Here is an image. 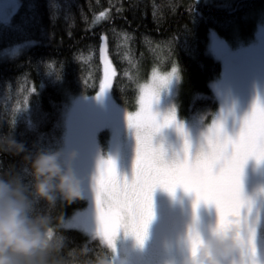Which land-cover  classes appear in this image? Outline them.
<instances>
[{
    "label": "trees",
    "instance_id": "obj_1",
    "mask_svg": "<svg viewBox=\"0 0 264 264\" xmlns=\"http://www.w3.org/2000/svg\"><path fill=\"white\" fill-rule=\"evenodd\" d=\"M262 22L264 0H20L11 20L0 22V54L31 42L16 55H0V174H18L27 184L26 156L59 149L70 98L99 92L101 35L115 68L112 95L127 111L137 109L140 85L153 71L175 66L180 117L202 113L209 121L219 109L211 83L222 72L209 51V30L236 48L250 43ZM108 135L99 134L102 140ZM11 140L22 142L25 152L7 151ZM86 206L81 196L70 203L58 199L50 210L60 217L53 222L54 234L63 238L53 254L59 264H90L113 254L97 237L64 225ZM36 210L47 205L40 201Z\"/></svg>",
    "mask_w": 264,
    "mask_h": 264
},
{
    "label": "rangeland",
    "instance_id": "obj_2",
    "mask_svg": "<svg viewBox=\"0 0 264 264\" xmlns=\"http://www.w3.org/2000/svg\"><path fill=\"white\" fill-rule=\"evenodd\" d=\"M19 6L20 0H0V22H9ZM99 18L103 17L99 15ZM30 43L3 51L0 54L1 58L18 54ZM209 51L222 65L220 77L211 83L219 102V109L209 121L202 113L186 119L180 117L177 105L178 75H174L166 86L161 87L159 99L153 104V111L159 113L161 118L169 111L175 110L177 121L183 124L191 141L193 154L201 143L205 142V134L214 119L223 117L226 131L234 136L239 131L244 115L251 111L253 103L258 98L264 102V22L258 26L250 43L236 48L231 47L214 28H211ZM106 56L115 71L108 55V45ZM103 64L105 67L104 60ZM170 72L153 71L150 78L141 83L139 97L141 87L150 84L154 75L163 76ZM113 78L114 76L112 82ZM111 87L102 94L98 92L93 95L73 96L66 104L62 119L65 134L59 150L76 154L73 167L81 180L82 197L87 200V206L65 220L64 225L83 230L93 237L97 228L94 184L95 177L99 174L100 162L108 158L113 159L118 174L131 178L136 155L135 129L131 128L127 121L129 111L114 99ZM138 108L139 98L135 111ZM102 130L109 133L104 140L99 136ZM183 141L184 137L177 131L175 124L164 127L154 138V143H162L169 155L174 152L182 155ZM242 184L245 195L254 201L255 215L257 213L259 215L257 245L259 259L261 264H264V162L258 163L250 158L244 167ZM194 199L193 193L185 192L181 187H177L174 196L162 188H156L153 193L155 216L149 229L150 227L154 229L157 241L147 244L150 238L148 234L143 247H140L132 236L125 235L121 230L115 241L114 264H166L168 260L165 256L157 257L152 253L157 250L166 251L174 238L173 233L180 230L179 227L188 230L194 218L192 207ZM210 212L217 215L214 205L203 202L195 210L200 231L207 234L211 228L207 226ZM180 260H175L176 264H180L182 262Z\"/></svg>",
    "mask_w": 264,
    "mask_h": 264
},
{
    "label": "snow or ice",
    "instance_id": "obj_3",
    "mask_svg": "<svg viewBox=\"0 0 264 264\" xmlns=\"http://www.w3.org/2000/svg\"><path fill=\"white\" fill-rule=\"evenodd\" d=\"M99 15L104 17L105 13ZM100 39L101 58L105 62L104 79L99 86L102 94L112 86L115 71L107 60L106 37L101 35ZM178 71L174 66L166 75H154L150 84L141 87L138 110L127 113L136 138L131 178L118 174L113 159L100 162L94 184L97 220L94 235L112 252L121 230L143 247L155 216L154 191L159 187L174 196L177 187H181L195 195L194 220L197 219L195 210L203 202L215 206L217 231L243 224L247 229L245 264H261L257 245L259 215L252 216L254 201L244 193L242 175L250 158L264 162V102L258 98L253 103L234 136L226 131L223 117L214 119L205 134V142L193 154L191 141L183 124L177 121L175 110L162 118L153 111L161 87L178 75ZM173 124L184 137L182 155L175 152L169 155L162 143H154L156 135ZM187 239L195 253L202 241L194 225L189 226Z\"/></svg>",
    "mask_w": 264,
    "mask_h": 264
},
{
    "label": "clouds",
    "instance_id": "obj_4",
    "mask_svg": "<svg viewBox=\"0 0 264 264\" xmlns=\"http://www.w3.org/2000/svg\"><path fill=\"white\" fill-rule=\"evenodd\" d=\"M7 151L25 152L22 142L11 140ZM74 152L37 150L28 154L30 181L26 184L18 174H0V264H59L54 252L63 245V238L54 234L50 210L59 200L72 202L82 196L81 180L73 167ZM7 177V178H6ZM43 201L48 210L37 211ZM252 216H255V205ZM191 225L199 232L202 243L193 253L186 238L187 255L182 264H245L247 229L243 224L217 231L216 223L204 236L193 218ZM115 256L106 253L90 264H114ZM168 264H176L175 259Z\"/></svg>",
    "mask_w": 264,
    "mask_h": 264
},
{
    "label": "flooded vegetation",
    "instance_id": "obj_5",
    "mask_svg": "<svg viewBox=\"0 0 264 264\" xmlns=\"http://www.w3.org/2000/svg\"><path fill=\"white\" fill-rule=\"evenodd\" d=\"M208 221H209V224H207V226L209 225V227H212L217 222V215L216 214L214 215L213 213H211L209 215ZM178 229H180V230H177L176 233H173L174 234V238L172 240V243L169 245V247H167V250L164 251V252L160 251V250H157V251L152 253L153 256L155 255V256L159 257L160 255H163V256L166 257V260H168V261L171 260V259H175V260H177V259L180 260L181 259L183 261L184 256L187 255V248H186V246H182V241L186 240L188 230L184 229L183 227H179ZM179 232H180V234H179ZM201 233L204 236L208 235L205 232H201ZM149 234H150V238H149V241H147L146 243L150 244V243H152V241H153V243L156 242L157 241V237L154 236V234H155L154 233V229L151 228V227L149 229ZM175 253H178L180 255H178V254L176 255ZM166 264H168V262ZM180 264H182V262Z\"/></svg>",
    "mask_w": 264,
    "mask_h": 264
}]
</instances>
